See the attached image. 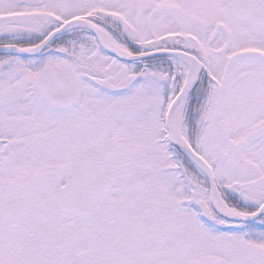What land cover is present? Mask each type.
Returning <instances> with one entry per match:
<instances>
[{
  "label": "snow or ice",
  "instance_id": "1",
  "mask_svg": "<svg viewBox=\"0 0 264 264\" xmlns=\"http://www.w3.org/2000/svg\"><path fill=\"white\" fill-rule=\"evenodd\" d=\"M0 264H264V0H0Z\"/></svg>",
  "mask_w": 264,
  "mask_h": 264
}]
</instances>
